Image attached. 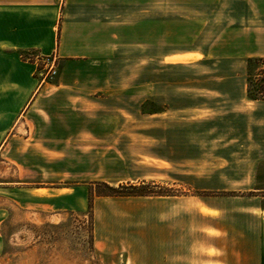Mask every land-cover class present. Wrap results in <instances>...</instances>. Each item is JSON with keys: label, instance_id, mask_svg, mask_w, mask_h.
I'll use <instances>...</instances> for the list:
<instances>
[{"label": "crops", "instance_id": "obj_1", "mask_svg": "<svg viewBox=\"0 0 264 264\" xmlns=\"http://www.w3.org/2000/svg\"><path fill=\"white\" fill-rule=\"evenodd\" d=\"M235 1L246 14L236 21L224 14L221 33L234 35L230 54L248 63L264 57V12L255 9L254 0ZM197 5L196 0H0V176L17 180L0 181V196L36 220L49 210L58 219L61 212L88 208L96 181L185 185L188 193L182 195L96 196L95 247L123 255L124 264H264V100L248 97V74L241 75V93L209 92L220 106L196 110L205 111V119L231 123L233 136L212 139L208 149L209 140L182 136L174 123L175 138L163 141L172 153L157 164L131 161L121 177L113 175L115 136L102 139L68 122L79 100L111 93L117 66L133 52L164 50L169 12L186 11L184 20L196 27ZM205 18L202 23L211 25ZM29 50L60 62L55 84L34 77L37 61L20 55ZM70 147L79 149L82 166L54 171V162L72 156ZM38 201L59 206L33 205ZM9 215L0 208V252Z\"/></svg>", "mask_w": 264, "mask_h": 264}, {"label": "rangeland", "instance_id": "obj_2", "mask_svg": "<svg viewBox=\"0 0 264 264\" xmlns=\"http://www.w3.org/2000/svg\"><path fill=\"white\" fill-rule=\"evenodd\" d=\"M196 1V27L192 22L190 25L184 20L183 12L186 11L169 12L165 20L164 50L133 52L131 59L118 62V82L114 86L111 84V93L100 92L96 96L79 100L76 113L68 117L70 125L78 126L81 132L95 133L102 139L115 136L117 165L113 169L114 177L124 176L131 161L144 165L157 164L160 157L171 154L173 148L164 146L163 141L175 138L171 137L174 135V123L178 125L176 130L182 136L192 135L202 143L205 139L209 140L208 149L215 138L236 133L235 129L231 130V123L222 125L215 118L205 119L202 116L205 111L201 114L196 110L220 106V99L209 92L241 93L245 88L241 75L252 74L253 84H257L255 76L259 74L260 66L249 65L247 60L234 58L229 49L234 35L229 33L222 36L221 33L224 14H229L236 21L246 13L235 0ZM254 1L255 9L264 12V0ZM204 14L207 16L205 20H212L211 25L210 22L202 23L201 17ZM224 40L226 44L223 53ZM146 54L149 57L141 58V55ZM20 55L23 60L37 61L34 77L40 82L56 83L60 73L58 60L44 57L34 50L22 51ZM59 103L55 107H59ZM68 150L72 156L64 163L54 162V171H72L75 166H82L77 161L79 149L70 147ZM103 152L104 147L101 148L102 172L104 159L107 158ZM3 180L17 181L12 175L7 179L1 175L0 181ZM76 182L74 180L69 183ZM80 183L86 186L85 181ZM105 183L94 182L90 194L110 197L105 196L112 193ZM108 185L119 188L127 184ZM135 185L144 192L168 195L188 193L185 185L171 187L153 181ZM33 205L43 208L59 206L56 201H38ZM0 208L10 211L2 226L0 264H124L126 260L123 255L110 256L95 247L94 214L87 206L82 211L61 212L58 219L50 218L51 210L41 212L40 220L17 209L6 197L0 196Z\"/></svg>", "mask_w": 264, "mask_h": 264}, {"label": "trees", "instance_id": "obj_3", "mask_svg": "<svg viewBox=\"0 0 264 264\" xmlns=\"http://www.w3.org/2000/svg\"><path fill=\"white\" fill-rule=\"evenodd\" d=\"M249 65L257 64L260 67L258 68L259 74L257 77V84H253V80L251 79L252 74L248 76V97L251 100H264V57L259 58H250L248 60ZM150 183V182H149ZM148 183H141L140 185H144ZM105 185L112 190V193L105 194V196L110 197H136V196H159V195H168L166 193L159 194L158 192H144L141 191L142 188H139L135 184L121 185L119 188H113L111 185L105 183ZM97 194V193H96ZM95 193L90 194L89 199V211L93 213V203L94 198L96 197ZM171 195V194H170Z\"/></svg>", "mask_w": 264, "mask_h": 264}]
</instances>
